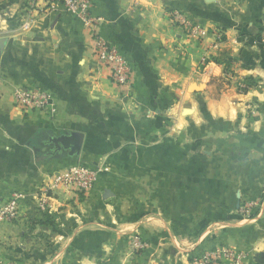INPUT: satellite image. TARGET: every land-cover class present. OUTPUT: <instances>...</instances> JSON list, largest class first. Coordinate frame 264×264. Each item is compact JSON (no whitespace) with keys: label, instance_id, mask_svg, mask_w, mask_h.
Masks as SVG:
<instances>
[{"label":"crops","instance_id":"0c3cea01","mask_svg":"<svg viewBox=\"0 0 264 264\" xmlns=\"http://www.w3.org/2000/svg\"><path fill=\"white\" fill-rule=\"evenodd\" d=\"M30 1L0 0V204L24 195L0 223V264H188L215 246L264 264V0H93L132 65L121 87L71 14L34 12L24 29ZM169 9L220 39L189 35ZM34 85L53 114L15 105L14 89ZM78 161L107 170L40 211L41 186ZM246 199L259 203L243 218ZM134 237L147 249L133 252Z\"/></svg>","mask_w":264,"mask_h":264},{"label":"built area","instance_id":"2783aa9c","mask_svg":"<svg viewBox=\"0 0 264 264\" xmlns=\"http://www.w3.org/2000/svg\"><path fill=\"white\" fill-rule=\"evenodd\" d=\"M61 9L78 19L91 32L93 40V55L99 63L109 71L111 81L121 87L128 84L132 78V65L123 52L113 43L105 39L99 32L101 18L96 15L93 0H31L28 13L23 22V28L28 29L34 21V12L44 13L47 11ZM168 20L178 26H185L189 35L196 38H203L208 34H214L217 40L220 39V32L205 29L191 23L185 15L177 9H169L166 12ZM261 41H264V31L261 34ZM204 59L201 60V64ZM14 103L17 107L38 113L53 114L55 103L51 93L41 86H22L13 91ZM105 170L103 165H92L84 163H71L64 169L50 175L47 182L41 186V194L33 199L36 201L40 211H48L50 194L57 189H64L74 195L85 194L91 189L101 173ZM24 195L14 192L0 204V223L13 221L19 217L20 201ZM257 199H246L241 202L237 213L241 217H247L250 212L258 206ZM147 247L146 242L139 237L131 241L133 250L143 251ZM245 254L234 250L215 247L208 249L201 254L192 256L188 264H240Z\"/></svg>","mask_w":264,"mask_h":264},{"label":"water","instance_id":"95a60500","mask_svg":"<svg viewBox=\"0 0 264 264\" xmlns=\"http://www.w3.org/2000/svg\"><path fill=\"white\" fill-rule=\"evenodd\" d=\"M3 43H4V40L0 39V46H2ZM82 138H83V135L81 133L74 132V133H71L69 137H66L65 141L72 143L73 145L72 149L75 150V152H78L79 147L82 142Z\"/></svg>","mask_w":264,"mask_h":264},{"label":"rangeland","instance_id":"374dc122","mask_svg":"<svg viewBox=\"0 0 264 264\" xmlns=\"http://www.w3.org/2000/svg\"><path fill=\"white\" fill-rule=\"evenodd\" d=\"M85 160H87V159H85ZM71 163H72V162H71ZM71 163H70V164H71ZM73 163H84V162H83V161H82V162H81V161H80V162L78 161V162H73ZM86 163H88V162H86ZM88 164H91V163H88ZM99 164H100V163H99ZM101 164H102V163H101ZM102 165H103V164H102ZM104 166H105V170L103 171V173H101V175H103V174L106 172V170H107V169H106V167H107V166H106V163H104L103 168H104ZM141 240H142V239H141ZM142 241H144V240H142ZM144 242H145V241H144ZM146 244H147V243H146ZM130 247H131V243H130ZM147 247H148V245H147ZM147 247H146L145 249H147ZM215 247H223V246H215ZM215 247L208 248V249H213V248H215ZM224 248H228V249H231V250H234V251H236V252H240V253H243V254L246 255V253H244V252H242V251H239V250H235V249H232V248H229V247H225V246H224ZM145 249H143V250H145ZM208 249H206V250H208ZM132 250H133V249H132ZM206 250H205V251H206ZM133 252H141V251H139V250H134ZM203 252H204V251H203ZM201 253H202V252H201ZM201 253H200V254H201ZM192 256H195V255H192ZM192 256H191V257H192ZM191 257H190V258H191ZM190 258H189V259H190ZM100 264H104V263H100Z\"/></svg>","mask_w":264,"mask_h":264},{"label":"trees","instance_id":"16d2710c","mask_svg":"<svg viewBox=\"0 0 264 264\" xmlns=\"http://www.w3.org/2000/svg\"><path fill=\"white\" fill-rule=\"evenodd\" d=\"M244 89V88H243Z\"/></svg>","mask_w":264,"mask_h":264}]
</instances>
